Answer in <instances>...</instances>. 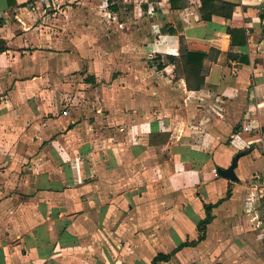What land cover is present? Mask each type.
I'll return each instance as SVG.
<instances>
[{"label":"crops","instance_id":"1","mask_svg":"<svg viewBox=\"0 0 264 264\" xmlns=\"http://www.w3.org/2000/svg\"><path fill=\"white\" fill-rule=\"evenodd\" d=\"M216 1L0 0V264H152L221 200L157 264H264L263 0Z\"/></svg>","mask_w":264,"mask_h":264},{"label":"trees","instance_id":"2","mask_svg":"<svg viewBox=\"0 0 264 264\" xmlns=\"http://www.w3.org/2000/svg\"><path fill=\"white\" fill-rule=\"evenodd\" d=\"M197 1H200L202 4V11L204 12V15H203L204 20H207V21L211 20L212 16L215 14L221 15L226 19H231L233 16L235 5L232 3H228V2L217 3L216 0H197ZM170 2H171L172 8L174 9H176L179 2L182 3L181 8L188 7V4H189V0H170ZM110 8L112 10H117V8L113 6H110ZM228 33L231 35L233 46H236V45L243 46L247 43L246 31L244 29L229 28ZM204 58H205V54H202L200 52H190L186 60L187 61L186 63L190 66L189 72L191 73L193 77L197 78L198 88L203 87L204 82H205L204 80H205L206 74H201L203 67H204L203 66ZM208 72H209V69H208ZM220 170L221 169L218 168V171ZM230 196H231V191L229 190L223 200L228 199ZM221 201H219L218 203H220ZM218 203L205 205L206 217L205 219L200 221L197 225V231L199 233V237L197 241L184 243L181 246H179L171 254L157 255L155 259L153 260L152 264H157L158 262H162V261H169L171 257L173 256V254L177 252L178 250H180L181 248L185 246H193L205 240L207 226L213 220L212 211L218 205Z\"/></svg>","mask_w":264,"mask_h":264},{"label":"water","instance_id":"3","mask_svg":"<svg viewBox=\"0 0 264 264\" xmlns=\"http://www.w3.org/2000/svg\"><path fill=\"white\" fill-rule=\"evenodd\" d=\"M259 8L264 10V0L259 4ZM242 156L243 153L236 154L232 159L231 165L226 169L220 170V173L224 178L231 180L232 182H237L239 180L235 170L237 169L238 161Z\"/></svg>","mask_w":264,"mask_h":264},{"label":"built area","instance_id":"4","mask_svg":"<svg viewBox=\"0 0 264 264\" xmlns=\"http://www.w3.org/2000/svg\"><path fill=\"white\" fill-rule=\"evenodd\" d=\"M40 1V3H44L46 0H39ZM264 189V188H263ZM263 194H264V192H261V195L263 196ZM249 201H251V200H249Z\"/></svg>","mask_w":264,"mask_h":264},{"label":"rangeland","instance_id":"5","mask_svg":"<svg viewBox=\"0 0 264 264\" xmlns=\"http://www.w3.org/2000/svg\"><path fill=\"white\" fill-rule=\"evenodd\" d=\"M114 2H116V0H114ZM118 8H120V7H118ZM129 10H131L130 8H129ZM80 91H84L85 92V90L83 89V90H80ZM84 96V98H87V95H86V97H85V95H83Z\"/></svg>","mask_w":264,"mask_h":264}]
</instances>
